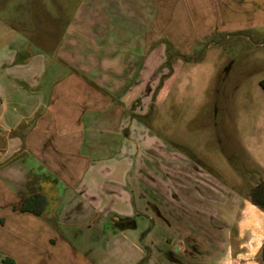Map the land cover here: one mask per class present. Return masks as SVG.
Returning <instances> with one entry per match:
<instances>
[{
    "label": "crops",
    "instance_id": "crops-1",
    "mask_svg": "<svg viewBox=\"0 0 264 264\" xmlns=\"http://www.w3.org/2000/svg\"><path fill=\"white\" fill-rule=\"evenodd\" d=\"M180 1L83 0L51 54L21 36L0 50V264H93L85 254L95 257L101 230L139 228L147 211L129 177L148 133L134 119L147 111L159 23L187 21L195 38L264 28V0H187V12ZM17 54L27 59L12 64ZM35 195L39 216L21 210ZM231 206L221 264H262L264 211L245 196Z\"/></svg>",
    "mask_w": 264,
    "mask_h": 264
},
{
    "label": "rangeland",
    "instance_id": "rangeland-1",
    "mask_svg": "<svg viewBox=\"0 0 264 264\" xmlns=\"http://www.w3.org/2000/svg\"><path fill=\"white\" fill-rule=\"evenodd\" d=\"M82 1L0 0V50H15L21 36L51 54ZM186 1L177 11L187 12ZM159 25L165 35L149 39L147 111L134 119L148 138L136 143L129 177L147 212L137 215L135 231L101 230L95 257L85 254L93 264H168V249L190 264L188 244H209V232L218 248L198 264H221L231 205L264 181L255 164L264 148V28L195 38L187 37V21ZM25 59L17 54L12 64Z\"/></svg>",
    "mask_w": 264,
    "mask_h": 264
},
{
    "label": "trees",
    "instance_id": "trees-1",
    "mask_svg": "<svg viewBox=\"0 0 264 264\" xmlns=\"http://www.w3.org/2000/svg\"><path fill=\"white\" fill-rule=\"evenodd\" d=\"M226 190H227V192H229V194H227L226 197L230 198L231 197L230 191L232 192V190H229V188H227ZM223 191L224 190L221 189L222 193H223ZM247 199L251 202V204H253L257 208L264 211V181H261L256 187H254L250 190ZM44 206H45V204H44V201L42 200L41 196L35 195V196L27 198L23 201L21 210L23 212H30L34 215L39 216L42 214V210L44 209ZM209 234L212 236V240L207 245L203 244L201 242L197 243V241L193 244H188V247L185 250L184 256L186 258L189 257L190 259H192L193 256L195 257V260H192V261L190 260V262H189L190 264H198L200 262L198 260V258L200 257L199 255H206L210 249L217 250V248H218L217 242L218 241L216 242L215 235H213L211 232H209ZM216 244H217V246H216ZM227 244H225L226 247H227ZM225 250H226V248H225ZM167 252H169L167 254L170 255V257L172 256L171 259L170 258L168 259V264H188V262L185 261L186 259L180 260V263H177L178 261L175 257V254H173V251L171 249H168ZM186 255H188V257ZM260 261L262 264H264V245H263L262 250L260 252Z\"/></svg>",
    "mask_w": 264,
    "mask_h": 264
},
{
    "label": "water",
    "instance_id": "water-1",
    "mask_svg": "<svg viewBox=\"0 0 264 264\" xmlns=\"http://www.w3.org/2000/svg\"><path fill=\"white\" fill-rule=\"evenodd\" d=\"M7 147V141L4 136L0 134V151H4Z\"/></svg>",
    "mask_w": 264,
    "mask_h": 264
}]
</instances>
